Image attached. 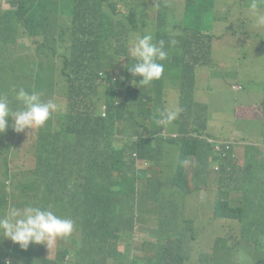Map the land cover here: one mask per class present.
<instances>
[{
  "label": "trees",
  "instance_id": "1",
  "mask_svg": "<svg viewBox=\"0 0 264 264\" xmlns=\"http://www.w3.org/2000/svg\"><path fill=\"white\" fill-rule=\"evenodd\" d=\"M151 1L39 0L23 20L21 13L28 0H21L19 12L0 8V42H12L10 61L2 63L0 60V95L8 98L10 108L15 111L21 107L14 98V88L22 87L43 95L53 91L57 74L69 81V108L60 110L56 113L57 121L39 130L35 166L15 171L6 162L0 170V216L6 213L3 209H8L9 204L15 208L32 205L45 209L51 205L57 215L74 222L71 236L78 233L70 240L71 248L76 250L75 259L69 258V246L64 245L69 236L59 238L55 244L60 243L61 247L54 259L46 253H35L36 244L33 243L27 249L13 241L7 246L0 245V264L9 261L11 264H67L78 258L77 264H123L126 261L136 264L137 259L131 258L127 251H119L117 243L135 230L142 202L139 180L145 179L143 196H152L155 200L164 184L163 170L140 175L132 168L134 161L127 159L134 150L161 167L169 158L170 150L175 149L179 157L192 160L193 168L197 169L195 174L203 184L212 181L218 185L214 224L221 225V233L213 240L221 243L215 253L210 249L203 256L201 264H211L219 253H240V248L236 250L229 244L231 237L239 231L246 233L247 228L253 229L256 225L264 227V193L255 184V173L247 171L258 163L259 151L249 148L247 164L240 159H221L213 152L211 144L197 135L207 130L209 118L204 115L206 106L196 100L195 72L214 51L213 35L207 36L206 43L199 42V36L204 29L214 28L211 21L204 22L202 18L214 7L215 0H186L189 21L185 20L183 29L174 27L184 33L174 31L173 35L161 28V24L170 19L168 5L163 1ZM15 2L13 0L12 4ZM104 7L111 13H106ZM156 9L161 10V16L153 14ZM58 15L73 17V26L50 22ZM37 27L42 28L41 33ZM221 27L219 23L218 30ZM146 33H150L154 41H165L168 56L160 61L164 65L161 80L141 85L128 70L134 62L128 56V48L132 37ZM73 34L77 35L78 54L61 65L53 52L68 44ZM25 37H29V43L24 41ZM237 37L239 41L234 40ZM217 43L237 51V47L244 46L245 39L239 30H233L230 36L226 34ZM33 64L36 68L31 74ZM168 80L180 88L183 122L178 120V123L188 128L181 130L182 135L165 141L160 136L162 126L157 124V119L164 111ZM105 108L107 116L104 117ZM69 121L77 122L81 128H72ZM83 131L93 140H107L110 150L88 159L87 150L92 148L94 141L84 138ZM120 138L127 141V147L116 149L113 145ZM115 152L119 159L114 157ZM78 165L80 169L64 177L68 166L76 168ZM17 172H27L25 181ZM68 182L77 184L75 192H71ZM9 183L20 190L11 193ZM170 183L174 186L176 179L171 178ZM180 217L181 205H177L162 224L170 225ZM252 233L259 235L255 230ZM246 245L252 251L253 261L264 264L259 242ZM177 248L182 254L171 256L173 260L190 259V244ZM111 249L120 253L123 263L112 260ZM157 264L174 263L167 255L159 254Z\"/></svg>",
  "mask_w": 264,
  "mask_h": 264
},
{
  "label": "rangeland",
  "instance_id": "2",
  "mask_svg": "<svg viewBox=\"0 0 264 264\" xmlns=\"http://www.w3.org/2000/svg\"><path fill=\"white\" fill-rule=\"evenodd\" d=\"M163 1L168 5V12L170 14V19L164 21L162 24L165 30L170 34L174 31H179L184 33L178 28H174L176 25L179 29H183V20L189 21L187 16V11L185 9L186 0H152V3ZM39 0H28V4L24 7V12L21 13V19L29 14L33 8L38 5ZM249 0H217V5L209 11L205 16H203L204 22H212L214 26L213 29H204V32L199 36V42L206 43L208 35H213V46L214 51L208 56L207 61L201 64L197 71L195 72V82H196V100L202 105L206 106L204 110V115L208 116V128L206 131L197 134L202 139L209 141V136L215 140H232L237 134L234 132L235 127H242L247 129L249 133V138L247 142H254V133L264 134V129L257 126H245L242 121H237L236 115L239 112V108L242 106H252L255 111L256 116L260 120H264V107L262 101L264 98V28H257L252 18L248 15L247 5ZM0 5L5 8L10 7L9 0H0ZM21 8V0H16L14 4H11L10 10L14 12H19ZM106 13H111L107 7L103 9ZM161 10H154L153 14L157 16L160 15ZM249 18V19H244ZM244 19V20H242ZM242 20V21H241ZM241 21V22H239ZM219 23L222 25L221 30H218ZM238 25L236 26V24ZM245 28L244 31L241 29ZM233 30L238 31L242 35V39H245L244 46L237 47V51L231 48H227L223 44L217 43L219 38H223L226 34L229 36ZM191 35L193 31L189 32ZM234 40L239 41V37ZM25 42L29 43V37L24 38ZM12 46L11 41H1L0 42V60L2 63H8L10 61L9 48ZM238 53V54H237ZM36 65L31 66V74L35 73ZM55 87L53 91L46 92L41 95V99L47 101L52 99L61 106V110H66L68 107V95H69V81L68 79L57 74L55 78ZM242 89L240 90V88ZM168 104L169 109H177L178 115L176 119L183 122L182 109L178 106L180 102V92L177 86L169 91ZM16 111V110H15ZM59 112V111H58ZM57 112V113H58ZM59 118L56 113L48 121H57ZM9 120V133L4 136L0 133V170L3 169L4 164H8L15 171L30 169L35 166V141L36 132L33 130L29 132L30 128H26L21 132H17L14 129V118L8 117ZM171 121L169 123H172ZM69 125L74 129H80L81 125L77 122L69 121ZM191 128V127H189ZM81 135L84 138L91 139V135L88 132L83 131ZM182 135V134H181ZM180 136V135H179ZM94 141L92 148L87 150L88 159L92 160L99 155L106 154L109 150V142L107 140L96 139ZM260 147L264 148V139L262 138ZM245 143L240 144L244 146ZM116 149H119L118 142L113 145ZM12 147H16L11 149ZM114 157L119 159V155L115 152ZM179 154L175 149H171L169 152V158L163 162L161 167H158L151 162L139 161L141 172H156L158 170H163L165 167V172H176L177 162ZM168 163V164H167ZM184 167V172L187 173V182L190 188L194 186V173L197 169L194 168L190 161L186 162ZM23 168V169H22ZM35 170H38L35 168ZM50 170V169H49ZM51 175L53 172L50 170ZM19 177L25 181L27 172H17ZM204 193L199 198V200L193 202L191 205L194 208V213H199L202 211H208L213 213V203L218 194V185L214 182H209L203 184ZM142 190L146 188L145 184L140 186ZM8 190L12 193L18 192L20 189L16 186L8 184ZM192 200L190 196L189 201ZM12 205H8V209H3L8 212ZM154 215V214H153ZM158 220H153L152 222H142L138 224V228L135 234V238L132 241L124 240L119 244L121 250L124 249L125 245L131 244L135 249L134 254L138 257L137 262L143 261V264H157L158 255L161 254L156 250L150 243L157 242L156 237L153 235V231L158 228ZM185 231L187 234L186 240L190 242L191 248L197 246V239L207 238L213 239L221 233V225L204 223L201 226H197L188 219V222L184 224ZM253 230L258 232L257 235H253ZM246 233L239 232L236 236L231 237L229 242L236 250L240 248V255L234 256L240 259L241 264H252L253 257L252 251L247 247L248 242L258 241L259 246L263 248L261 253H264V227L256 225L253 229L247 228ZM78 233L69 238L64 242V245L69 247V258H76V250L72 249L70 241L72 238L77 237ZM0 241V245L11 244L12 241L3 236ZM57 238L55 244L58 242ZM175 240H163V245H169L170 249L166 252L167 259L174 264H192L190 259L185 258L181 261L176 262L171 256L182 254V250L178 249L174 243ZM202 243L207 249L217 251L218 244L221 243L220 240H203ZM53 245L50 249L46 244H39V250L41 253H46L50 258L54 259L56 257V252L61 244L58 243L57 246ZM246 248V249H245ZM206 249V250H207ZM191 253V251H190ZM109 254L113 261H120L123 263V257L120 253L114 249L109 250ZM170 255V256H168ZM220 259V258H219ZM6 260V258H5ZM79 260V258H78ZM78 260L74 262H69L67 264H77ZM123 264H131L130 261H126Z\"/></svg>",
  "mask_w": 264,
  "mask_h": 264
},
{
  "label": "clouds",
  "instance_id": "3",
  "mask_svg": "<svg viewBox=\"0 0 264 264\" xmlns=\"http://www.w3.org/2000/svg\"><path fill=\"white\" fill-rule=\"evenodd\" d=\"M13 0H9L11 7ZM217 5V0H215V6ZM0 5V8L4 10H9ZM248 15L252 18L254 25L257 28H264V0H249L247 5ZM50 22H59L67 23L70 27L73 26V17L68 15H58L50 19ZM183 27L185 26V20L182 22ZM161 28L165 30L163 24ZM38 32H42L41 27H37ZM170 34V33H169ZM170 35H173L171 33ZM32 37V36H31ZM77 35H72V39L68 44L58 47L53 53L57 54L58 61L62 65L66 60H71L75 55L78 54V51L75 48V40ZM128 56L134 61L129 67V71L133 76H136L139 79L141 85H149L156 81L161 80V76L164 71V65L160 61L167 59L168 52L165 50V41L163 39L159 41H154L153 36L150 33L135 35L130 40V47L128 48ZM177 86L172 81L168 80L165 85V101H164V111L160 113V116L157 119V124H161L160 136L165 140H170L181 135L182 129H187L188 126L183 123H178L179 119H176L178 115L177 109H169L170 105L168 104V93L173 88ZM179 88V87H178ZM242 87L240 88V90ZM180 92V102L178 106H181V91ZM13 95L15 100L18 102L21 107L16 111H13L10 108L8 98L0 95V133L4 136L9 133V120L8 117L14 118V129L17 132H21L26 128H30L29 132L37 130L36 132V141H35V152L37 153V138L38 132L41 128L49 125L48 120L53 117L55 113L61 110V106L52 99L44 101L41 99V95L37 92H28L24 88H14ZM264 107V102H262ZM244 110H247L248 113H244ZM102 116H107L106 108L102 111ZM237 121H242L245 126H263L264 120H260L253 110L252 106H242L239 108V112L236 115ZM174 121L172 123H169ZM234 132L237 134L232 140H215L209 136V143L213 152L218 154L221 159L234 158L238 160L242 159L243 163L247 164V152L250 147H254L259 151V154L256 156V163L253 167L248 168V172H254L255 184L257 188L264 193V148L260 147L261 139L264 138V134L254 133V142H247L249 138V133L247 129L242 127H235ZM245 143L244 146L240 144ZM119 147H127V141L123 138H120L118 141ZM1 149L0 145V151ZM128 161H134L132 168L135 169L140 175L144 172H141L139 161L143 160L149 162V158H143L139 155L138 151H131V156ZM190 161L193 166L192 160L189 157L182 158L178 157L177 162V171L176 172H165V167L163 169V187L160 191V195L156 200L160 204V208L156 213L153 208H151L144 201L145 189L142 190L140 186L145 184L144 177L140 178L138 191L140 193V198L142 202L138 207L137 221L135 223V230L133 233H129L117 243V248L121 252L127 251L131 258L138 259L134 254V248L131 244L125 245L124 249L119 248V244L124 241H132L135 238V234L138 228V224L144 222H152L153 220H158V228L153 231V235L156 237L157 242H151L150 244L158 250L161 254H166L170 249L169 245H163V240H175L173 244L176 247L190 244L186 240L187 234L185 231L184 224L188 222V219L191 223L201 226L204 223L214 224L215 215H214V203H213V213L208 211L199 212L198 216L193 217V202L199 200L204 193L203 183L194 173V186L189 187L187 182V173L184 172V167L187 165L186 162ZM255 162V160H254ZM168 164V163H167ZM81 166L78 165L76 168L68 166L63 172L64 177H68L70 171L80 169ZM194 169V168H193ZM175 178L176 184L171 185L170 179ZM210 182V181H209ZM71 192H75L77 184L73 182H68ZM190 196L192 200L189 201ZM177 205H181L182 217L175 220L170 225L162 224L164 218H167L172 210L175 209ZM154 214V215H153ZM205 214H208V217H204ZM236 221V220H235ZM238 223V221H236ZM239 224V223H238ZM74 230V222L71 219H67L57 215L54 211L51 210V205L48 208H40L36 206H25L23 208H11L3 216H0V236L10 239L14 243H18L22 248L27 249L30 243L36 244V251L40 252L39 244H46L48 248H52L55 244L57 238H67L71 236ZM240 232V231H239ZM238 232V233H239ZM237 233V234H238ZM236 234V235H237ZM226 235V232L223 233ZM234 235V236H236ZM233 237V236H232ZM203 240H213V239H197V246L191 248L190 261L193 264L196 260L197 253L200 252L201 256L206 254L211 248L207 249L206 246L202 243ZM207 249V250H206ZM206 251V252H205ZM215 253V252H213ZM240 255L236 254H216V260H213L211 264H241L240 259L234 256ZM55 257V256H54ZM220 258V259H219ZM11 264V261L8 262ZM256 264V261L252 262Z\"/></svg>",
  "mask_w": 264,
  "mask_h": 264
},
{
  "label": "crops",
  "instance_id": "4",
  "mask_svg": "<svg viewBox=\"0 0 264 264\" xmlns=\"http://www.w3.org/2000/svg\"><path fill=\"white\" fill-rule=\"evenodd\" d=\"M244 113H248V111L244 110ZM240 160H242V159H240ZM144 201H145V203H147V205H149L151 208H153L156 213L158 212V210L160 208V204H159V202L157 200L152 198V196L145 195ZM192 211H194V208H193ZM198 214L199 213H194L193 212V217L196 218L198 216ZM208 216H209L208 214H205L204 217H208ZM203 256H204V254L201 256L200 252H198L197 256H196V260H195V262H193V264H201V260H202Z\"/></svg>",
  "mask_w": 264,
  "mask_h": 264
}]
</instances>
